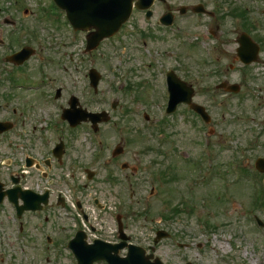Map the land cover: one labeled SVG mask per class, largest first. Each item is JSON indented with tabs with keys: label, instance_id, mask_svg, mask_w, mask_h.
Wrapping results in <instances>:
<instances>
[{
	"label": "rangeland",
	"instance_id": "374dc122",
	"mask_svg": "<svg viewBox=\"0 0 264 264\" xmlns=\"http://www.w3.org/2000/svg\"><path fill=\"white\" fill-rule=\"evenodd\" d=\"M195 3L167 0L171 10ZM241 8L239 3L236 10ZM153 9L152 21L136 12L116 36L85 53L88 32H74L52 0H0L5 48L12 43L15 51H36L15 69L4 62L7 49L0 46V76L6 80L15 69L19 84L45 82L41 91L0 97V121L15 125L0 137V182L12 188L13 177L22 188L51 191L44 211L26 212L20 220L8 201L0 206V264L69 263L64 254L56 259L46 245L48 236L58 245L76 225L82 227L81 212H67L56 203L58 194L64 199L66 192L91 217L86 226L96 229L93 237L115 234L119 214L126 234L145 249L154 246L158 231L168 233L150 252L163 264H264V227L255 220L264 224V175L254 176L255 161L264 158V18H259L261 28L220 18L216 41L206 39L215 20L174 12L182 32L177 35L159 24L166 12L159 0ZM240 28L260 44L261 63L235 62L239 34L234 33ZM138 36L146 38L148 54L136 44ZM214 58L219 63L209 61ZM91 68L102 75L97 94L89 87ZM168 70L194 88L193 103L212 117L210 136L209 127L185 105L166 115L162 73ZM223 81L240 85V93L216 89ZM56 88L63 90L60 100L54 99ZM71 96L89 111H105L111 118L96 135L95 165L90 125L70 132L61 120V106L68 107ZM12 108L18 115L9 114ZM60 140L65 143L61 164L50 153ZM118 145L124 153L113 158ZM26 155L41 164V171L22 168ZM47 159L50 169L44 165ZM123 163L129 165V178L120 171ZM89 172L94 174L90 180Z\"/></svg>",
	"mask_w": 264,
	"mask_h": 264
},
{
	"label": "water",
	"instance_id": "95a60500",
	"mask_svg": "<svg viewBox=\"0 0 264 264\" xmlns=\"http://www.w3.org/2000/svg\"><path fill=\"white\" fill-rule=\"evenodd\" d=\"M58 5L66 9L68 16L73 26L76 29L87 30L94 28L96 31L91 33L88 39V49L87 51H92L98 47L100 42L105 38L113 36L121 28L130 17L132 10V2L134 0H56ZM142 2V0H139ZM148 6L152 4L153 0H148ZM142 7V5H141ZM99 15V17H97ZM258 47L256 45L244 46L240 49L239 56L245 63H251L257 60ZM28 52V51H27ZM29 57V53L26 58ZM23 58V59H26ZM92 81L95 85L98 83V77L95 71L91 72ZM170 84L172 85V98L170 103V113L176 109V106L179 103H187L191 105V108L196 112L206 116L204 110L197 105L192 104V97L194 96V91L187 84L178 81L173 75L170 79ZM233 91L237 92L239 88L232 87ZM78 101L75 99L72 102V110H67L64 119L70 121L72 126H76L81 121H86L87 118L91 119L94 124L101 122V116H104V121H107L105 113L103 114H92L88 113L86 110L77 109ZM207 117V116H206ZM12 128L10 124L0 123V134L8 131ZM62 145L58 146L56 155H60ZM121 150H118L117 153H121ZM258 170L264 172V160H259L256 164ZM0 184V203L3 200L4 194L1 192ZM10 199L17 203L16 191L9 192ZM18 196L23 199L26 203V206L20 209V213L24 210H36L40 208V202L47 203L48 195L46 194L43 197L37 196L31 192H20ZM79 236H83L79 234ZM167 234L164 232L158 233V240L166 237ZM132 251L129 254V257L125 260L126 264H150L147 263V260L144 258L143 251L140 248L131 247ZM80 262L83 264H92L93 261L99 259H107L111 261L106 255H101L99 250L94 246L86 247L83 251L79 252ZM156 264H161L160 261H156ZM113 264V262H112ZM118 264V263H114Z\"/></svg>",
	"mask_w": 264,
	"mask_h": 264
},
{
	"label": "flooded vegetation",
	"instance_id": "af4514ba",
	"mask_svg": "<svg viewBox=\"0 0 264 264\" xmlns=\"http://www.w3.org/2000/svg\"><path fill=\"white\" fill-rule=\"evenodd\" d=\"M200 2V0H198ZM231 2H234L232 4ZM226 1V0H212V3H205V6L209 9L212 10L213 12V17L210 18V21L215 20V25L214 27H210L209 32L214 35V40H218V36L216 35V31L220 29L221 23H220V18L223 17H230L231 19L237 20L239 24L244 26V24L247 22L249 25H253L254 27H260L261 28V23L260 19L261 17H264V0H232V1ZM239 3L242 5L241 10H236V7L239 5ZM261 6V7H260ZM168 11L175 12L174 10H171V7L167 5ZM246 13L247 16V21L244 19L245 15H243V11ZM240 11V12H239ZM187 13V12H186ZM242 14V15H241ZM220 15V16H219ZM234 17V18H233ZM237 22V23H238ZM214 29L216 31H214ZM234 34H249L248 31L241 29L240 32H236ZM257 42V41H256ZM13 66V65H12ZM15 69H18L19 67L13 66ZM13 70L18 73L19 70ZM3 70H0V73H2ZM13 76H10L8 73V77L6 80L2 79V76H0V94L6 95L10 94L8 97L12 98L15 96V84L17 83L15 74ZM9 98V99H10ZM96 164V163H95ZM131 239V237H129ZM100 241L109 243L111 245H119L122 243L121 239L119 238L118 235L112 236L111 238H106V237H99ZM47 243L50 242L52 243V240L47 238ZM51 246H54V242ZM128 249L125 247L124 250L120 251L119 255L121 257H125L127 255ZM98 264H107L106 262H100Z\"/></svg>",
	"mask_w": 264,
	"mask_h": 264
},
{
	"label": "bare ground",
	"instance_id": "6f19581e",
	"mask_svg": "<svg viewBox=\"0 0 264 264\" xmlns=\"http://www.w3.org/2000/svg\"><path fill=\"white\" fill-rule=\"evenodd\" d=\"M224 249V247H222Z\"/></svg>",
	"mask_w": 264,
	"mask_h": 264
}]
</instances>
